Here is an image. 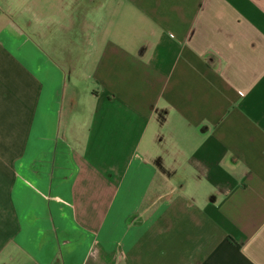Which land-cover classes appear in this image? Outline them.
<instances>
[{
  "label": "crops",
  "instance_id": "crops-1",
  "mask_svg": "<svg viewBox=\"0 0 264 264\" xmlns=\"http://www.w3.org/2000/svg\"><path fill=\"white\" fill-rule=\"evenodd\" d=\"M0 264H264V0H0Z\"/></svg>",
  "mask_w": 264,
  "mask_h": 264
}]
</instances>
